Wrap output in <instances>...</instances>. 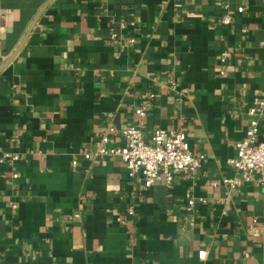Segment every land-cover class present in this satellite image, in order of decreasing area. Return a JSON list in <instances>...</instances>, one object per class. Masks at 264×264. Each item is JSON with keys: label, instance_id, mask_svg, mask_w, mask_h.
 Wrapping results in <instances>:
<instances>
[{"label": "crops", "instance_id": "1", "mask_svg": "<svg viewBox=\"0 0 264 264\" xmlns=\"http://www.w3.org/2000/svg\"><path fill=\"white\" fill-rule=\"evenodd\" d=\"M47 1L0 0V67ZM256 98L264 0H54L0 73V146L19 155L0 162V264H264V186L224 182ZM110 125L111 147L131 125L186 131L202 167L144 190L96 155Z\"/></svg>", "mask_w": 264, "mask_h": 264}, {"label": "built area", "instance_id": "2", "mask_svg": "<svg viewBox=\"0 0 264 264\" xmlns=\"http://www.w3.org/2000/svg\"><path fill=\"white\" fill-rule=\"evenodd\" d=\"M224 21L230 22L231 17L226 16ZM116 36L117 34H113V37ZM131 42L135 40L131 39ZM230 56V52L224 51L222 61L225 62ZM155 96L156 94L152 91L143 95L144 101L135 111L141 119L148 114L147 101L154 99ZM249 113L254 116V119L250 123L246 137L237 144L236 155L229 160L235 175L224 181L233 188L255 179L264 186V98H256ZM115 130V126L110 125L101 139L96 155L121 157L126 164L128 175L142 181L144 190L150 189L159 182L171 187L178 173L196 174L202 167L205 156L195 155L189 150L186 131L157 129L152 142L149 143L144 138L141 125H131L122 131L124 144L111 147L109 146V132ZM18 159L19 155L5 153L0 146L1 163L8 161L13 163ZM187 198L188 208L191 209L196 203L191 191L188 192ZM201 201L206 202V199L201 198ZM130 214H133V210H130ZM199 256L205 259L206 252L201 251Z\"/></svg>", "mask_w": 264, "mask_h": 264}, {"label": "water", "instance_id": "3", "mask_svg": "<svg viewBox=\"0 0 264 264\" xmlns=\"http://www.w3.org/2000/svg\"><path fill=\"white\" fill-rule=\"evenodd\" d=\"M54 0H48L42 7L41 9L38 11V13L36 14V16L34 17L33 21L31 22L23 40L21 41V43L19 44V46L17 47V49L10 55V57L4 62V64L0 67V73L15 59V57L17 56V54L19 53V51L23 48V46L25 45L30 33L33 31L34 27L36 26L37 22L39 21L40 17L43 15V13L45 12V10L52 4Z\"/></svg>", "mask_w": 264, "mask_h": 264}]
</instances>
